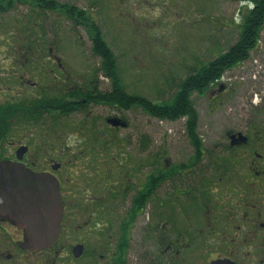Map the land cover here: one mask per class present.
Masks as SVG:
<instances>
[{
  "label": "flooded vegetation",
  "instance_id": "obj_1",
  "mask_svg": "<svg viewBox=\"0 0 264 264\" xmlns=\"http://www.w3.org/2000/svg\"><path fill=\"white\" fill-rule=\"evenodd\" d=\"M30 1L6 4L32 7ZM46 1L34 0L33 9L55 15L70 26V34L81 31L92 39V12L56 2L61 12L54 13L46 10ZM102 2L107 0H85L87 8ZM92 74L94 84L70 88L68 94L63 83L45 110L35 109L30 119L79 116L82 143L73 152L62 145L43 151L26 142L7 143L9 131L0 127V163L51 175L61 203L58 236L41 251L22 248L23 232L0 215V264H264V115H237L238 123L219 131L214 140L197 132L195 117V129L183 132L188 155L181 161L157 156L144 162L141 141L134 146L111 143L110 133L128 126L123 117L91 113L96 108L127 110L104 101L113 87L102 68ZM222 80L223 73L203 94L193 96L207 95L208 104L220 105V95L229 90ZM261 105L255 110L262 111ZM110 119L119 125L112 126ZM97 124L104 126L103 137ZM59 129V137L64 136L66 129ZM92 132L97 139L88 145L85 139ZM38 150L57 158L39 159ZM67 150L74 155H65Z\"/></svg>",
  "mask_w": 264,
  "mask_h": 264
},
{
  "label": "rangeland",
  "instance_id": "obj_2",
  "mask_svg": "<svg viewBox=\"0 0 264 264\" xmlns=\"http://www.w3.org/2000/svg\"><path fill=\"white\" fill-rule=\"evenodd\" d=\"M54 1L93 13L94 23L116 59L125 95L155 105L175 95L190 69L225 54L239 38L242 18L253 10L244 6L245 0H107L100 7L88 8L85 0ZM70 31V26L60 23L55 15L40 13L29 5H17L0 15V108L17 104L16 109L25 105L24 110H31L30 116L19 112L16 118H0V127L9 131L7 143L26 142L33 150L39 145L43 151L62 145L73 152L81 146L76 126L78 119L81 121L79 116L30 121L34 110H45L63 83L68 94L70 88L96 82L92 71L100 61L91 53L90 40L81 31L78 35ZM258 37L246 58L223 72L221 83L229 90L220 95V105L208 104L207 95L192 97L196 130L207 140L216 139L219 131L237 124V115L251 111L264 115V25ZM260 104L262 111H256ZM91 113L101 118L123 117L128 126L112 131L111 143L134 146L141 141L144 162L157 156L159 160L181 161L183 154L189 153L184 151L186 118L158 121L134 106L126 111L96 108ZM255 120L261 122L258 117ZM61 126L66 133L59 137ZM103 127L96 125L101 136ZM94 134L85 139L86 144H91L93 137L97 139ZM40 150L36 152L39 159L47 155L57 158L56 153L43 155ZM71 153L65 151V155Z\"/></svg>",
  "mask_w": 264,
  "mask_h": 264
},
{
  "label": "trees",
  "instance_id": "obj_3",
  "mask_svg": "<svg viewBox=\"0 0 264 264\" xmlns=\"http://www.w3.org/2000/svg\"><path fill=\"white\" fill-rule=\"evenodd\" d=\"M30 2L33 8L35 6L34 0ZM46 2V10L54 13L61 12L59 11L61 7L54 0H47ZM6 3V0L0 1V15L11 10V7ZM243 3L246 7H249V5L252 6L253 10L247 11L246 16L242 18L237 42L225 54H221L210 62L201 64L199 67L190 69L189 72L191 75L187 76L181 84L177 85L175 95L157 105L143 98L125 95L124 90L119 84L116 59L104 42L101 30L95 25L90 31L92 35V39H90L92 45L91 53L99 59L100 67L110 78L113 86L110 97L105 98L104 101L112 106L118 105L127 110L131 106L140 108L146 115L158 121L186 118L185 129L193 131L195 129V117L197 115L191 97L194 94H203L207 87L215 82L223 72H227L242 62L246 58L247 51L255 47L259 40L258 36L264 25V0H245ZM82 14L86 15L85 12H82ZM9 105L0 108L1 120L12 115L15 117L19 112L26 113V115L31 113L30 109L29 111L24 110L25 105L21 106V109H16L18 107L17 104Z\"/></svg>",
  "mask_w": 264,
  "mask_h": 264
},
{
  "label": "water",
  "instance_id": "obj_4",
  "mask_svg": "<svg viewBox=\"0 0 264 264\" xmlns=\"http://www.w3.org/2000/svg\"><path fill=\"white\" fill-rule=\"evenodd\" d=\"M108 123L119 125L116 119ZM23 153L24 149L20 151ZM0 215L23 232L22 248H48L57 238L61 222L56 180L49 174L32 173L19 164L0 163Z\"/></svg>",
  "mask_w": 264,
  "mask_h": 264
}]
</instances>
